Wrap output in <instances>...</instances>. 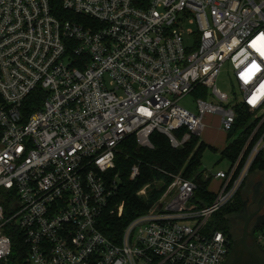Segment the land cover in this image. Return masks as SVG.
Here are the masks:
<instances>
[{"label":"built area","instance_id":"1","mask_svg":"<svg viewBox=\"0 0 264 264\" xmlns=\"http://www.w3.org/2000/svg\"><path fill=\"white\" fill-rule=\"evenodd\" d=\"M60 1L89 23L60 20L50 0H0V263L12 254L14 227L25 264H222L229 239L205 227L264 148L263 134L239 169L264 124V0ZM227 61L241 95L232 106L215 86ZM189 94L195 112L178 105ZM237 105L259 122L227 172L201 171L222 183L210 206L193 204L196 185L176 176L119 244L100 232L104 213H123L111 205L120 143L133 136L151 149L157 132L179 148L201 136L206 114L228 133ZM255 240L264 249V228Z\"/></svg>","mask_w":264,"mask_h":264},{"label":"trees","instance_id":"2","mask_svg":"<svg viewBox=\"0 0 264 264\" xmlns=\"http://www.w3.org/2000/svg\"><path fill=\"white\" fill-rule=\"evenodd\" d=\"M50 2L52 13L60 20H70L80 24L89 23V18L63 10L60 0H50ZM38 96V91L31 93L24 103L23 110L28 113L35 111ZM235 113L236 119L232 129L228 132V137L232 138L237 133L239 134L221 150V154L231 161V165L235 163L247 139L259 122L254 113H251L243 105H237ZM182 131L175 132L174 137L176 139L181 138ZM263 134L264 124L258 129L245 155L242 157L239 169L242 168L252 147ZM150 142L151 149L141 148L137 145L135 138L130 136L120 143L117 148L114 159L115 167L111 174L112 176L116 175L119 189L118 195L112 200L111 205L115 207L122 203L123 213L120 218L104 213L98 223L100 232L115 244H119L123 230L133 219L156 205L161 195L173 182V177L179 176L184 180L192 181L196 185L192 202L198 208L210 206L216 198V195L208 190L210 179L204 180L201 174L203 152L212 147L200 141L198 137L192 136L184 145L174 149L171 147L168 138L157 132L151 135ZM212 149L214 150V148ZM134 165L138 166V175L131 179L130 170ZM253 168L264 174V148L254 159L248 173ZM238 174L239 170L234 179L238 177ZM144 186H149L146 196H137L136 193ZM242 186L241 184L240 188ZM239 207L240 203L237 197L232 205L220 209L212 216L214 220H209L205 232L222 231L228 239H231L228 216L237 214ZM9 235L12 241V254L6 263L0 264H25L23 260L25 246H23L21 234L13 227L9 229Z\"/></svg>","mask_w":264,"mask_h":264},{"label":"rangeland","instance_id":"3","mask_svg":"<svg viewBox=\"0 0 264 264\" xmlns=\"http://www.w3.org/2000/svg\"><path fill=\"white\" fill-rule=\"evenodd\" d=\"M215 86L218 90L228 95L230 101L229 106H232L233 103L241 99V95L238 89V81L231 69V64L229 63V61H227L223 65L221 73L216 79ZM195 101V95L189 94L180 99L178 105L191 112H195ZM220 105L224 107L226 106V104ZM260 116H263V113H261ZM203 124L205 126L204 131L199 137V139L206 145L214 148V150L212 148H207L203 152L201 160V171L207 173L209 176L214 175L218 171L227 172L231 167V161L221 154V150L224 149L233 139H235L239 133L234 135L232 138H229L228 133L221 129L220 116L217 114H206L203 119ZM263 177L264 174L259 172L258 169H251V172L248 173L247 176L244 178V182L242 183L243 186L226 204H224L220 208L222 209L230 204L232 205L236 201V198H239L240 207L238 209L237 214L228 216L231 233V239H229V242L231 245L234 241L238 240L242 234L243 222L239 218V213L242 209L244 199H246L247 196L250 194L249 191L251 185L256 180H259ZM221 184L222 183L220 181H217L211 177L208 186L209 192L217 196L221 190ZM209 220L212 221L214 220V218L211 217Z\"/></svg>","mask_w":264,"mask_h":264},{"label":"water","instance_id":"4","mask_svg":"<svg viewBox=\"0 0 264 264\" xmlns=\"http://www.w3.org/2000/svg\"><path fill=\"white\" fill-rule=\"evenodd\" d=\"M246 205L243 203L239 218L243 222L241 237L234 241L230 251L222 264H264V249L259 247L253 239L252 247L247 245L248 221L245 219Z\"/></svg>","mask_w":264,"mask_h":264},{"label":"flooded vegetation","instance_id":"5","mask_svg":"<svg viewBox=\"0 0 264 264\" xmlns=\"http://www.w3.org/2000/svg\"><path fill=\"white\" fill-rule=\"evenodd\" d=\"M249 192L243 203L246 205L245 219L248 221V233H252L247 237V245L252 247L256 234L264 228V177L256 180ZM255 243L259 246L256 240Z\"/></svg>","mask_w":264,"mask_h":264}]
</instances>
